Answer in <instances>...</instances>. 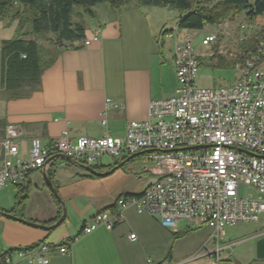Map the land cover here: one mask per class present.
<instances>
[{"label": "crops", "instance_id": "0c3cea01", "mask_svg": "<svg viewBox=\"0 0 264 264\" xmlns=\"http://www.w3.org/2000/svg\"><path fill=\"white\" fill-rule=\"evenodd\" d=\"M106 5L102 9L103 15L98 18L100 26L93 30L94 34L99 32V40L84 48H72L81 46L80 41L72 45L54 44L53 35L46 34L44 53L47 60H43L56 59L42 71L39 91H30L26 96L28 88L23 87L13 94L4 90L0 82V123L16 124L24 129L20 140L23 153L28 149L32 136H39L43 143H49L64 129L72 138L100 137L104 133L122 135L128 121L147 118L150 100L164 99L173 94L176 77L172 42H167L161 33L177 25L178 19L161 30L158 26L150 27L156 24L155 21L160 22L155 14L157 7H139L135 1L119 9ZM17 25L16 20L7 23L0 19V43L15 35ZM26 31V39L37 42L36 35L30 33V27H26ZM85 38L90 39V34L87 33ZM39 55L41 58L40 48ZM106 98L120 106L112 108L106 105ZM58 158L62 157L52 162V168ZM132 162L134 158L126 162L125 168H117L97 178L79 176L83 169L73 171L64 179L56 173L54 186L64 203L66 217L54 229L44 230L0 214V264H4L2 255L7 250L41 242L69 244L63 254L50 252L48 264L228 262L229 257L216 260L215 254L209 253L214 243L209 240L211 229L208 226L194 229L182 219L174 230H169L156 217L138 213L134 208L124 210L122 221L112 229L99 226L74 240L83 223L93 215L102 210L113 211L120 195L138 194L157 179L144 163L133 166ZM98 165L106 166L102 161ZM100 171H107V168ZM27 182L30 190L23 217L16 212L9 214L37 224L51 225L54 222L49 221L57 217L61 206L55 202L41 172L30 173L21 184ZM14 194L10 199L0 197V211L8 213L12 209ZM69 214L75 217V228L66 225ZM130 234H135V238L131 239ZM254 261L253 257L248 264ZM12 264L27 262L14 258Z\"/></svg>", "mask_w": 264, "mask_h": 264}, {"label": "built area", "instance_id": "2783aa9c", "mask_svg": "<svg viewBox=\"0 0 264 264\" xmlns=\"http://www.w3.org/2000/svg\"><path fill=\"white\" fill-rule=\"evenodd\" d=\"M248 12L246 8L241 13ZM254 28L251 23L239 25V40L253 39V45L233 54L238 76L233 84L220 87L199 86L195 80L201 59L215 56L211 47L218 34L204 35L201 45L208 50L200 55L188 30L178 25L164 30L162 37L172 42L174 92L167 98L150 100L147 118L128 121L120 136L104 133L72 138L64 129L49 143L32 136L23 153L20 140L24 129L16 124L0 126V188L19 185L32 172H47L59 155L93 167L103 156L120 162L134 154V149H144L157 179L138 194L120 195L113 211L93 215L74 240L99 226L112 229L128 208L156 217L169 230L182 219L194 229L208 226L209 240L214 243L209 253H214L216 260L230 256L220 255L225 247L219 243L226 228L259 224L255 237L264 236V37L251 36ZM98 40L99 32H95L81 42L88 46ZM221 54L217 49L216 55ZM105 103L112 108L120 106L109 98ZM129 237L134 239L135 234ZM67 248V244L41 242L20 251L7 250L2 259L4 264H12L14 258L27 264H48L50 252L63 254Z\"/></svg>", "mask_w": 264, "mask_h": 264}, {"label": "trees", "instance_id": "16d2710c", "mask_svg": "<svg viewBox=\"0 0 264 264\" xmlns=\"http://www.w3.org/2000/svg\"><path fill=\"white\" fill-rule=\"evenodd\" d=\"M132 0H0V19L7 23L17 21L15 35L0 43L1 73L0 82L4 90L13 94L26 87V96L30 91L37 90L40 85L42 71L48 62H42L39 55L38 44L34 39H26L28 32L33 35L48 34L53 35L54 44L72 45L85 39V27L81 21H72L71 15L75 5L82 6L84 11L93 15L91 6L106 2L110 7L119 9L129 4ZM136 6L146 7H168L178 13L177 25L183 30H200L205 25H213L229 19L231 16L241 13L248 8L247 17L249 19L260 16L264 13V0H134ZM261 32L257 38H263ZM253 45L244 48L249 49ZM218 66H229L220 58ZM132 160V159H131ZM129 160V162L131 161ZM120 162H113L108 165H96L94 169L100 171L103 167L107 171L125 168L126 163L116 167ZM72 164V163H71ZM116 164V165H115ZM106 172V171H103ZM109 172V173H110ZM56 171L50 167L46 172L47 178L54 186ZM86 178H97L99 176L82 170L79 175ZM14 205L8 213L16 212L23 217L25 202L28 198L30 185L27 182L22 185H14ZM55 187V186H54ZM56 189V187H55ZM52 195V193H51ZM53 196V195H52ZM57 205L58 201L53 196ZM61 215L59 208L58 215L49 222H55ZM33 246V245H32ZM69 246V244H68ZM11 250V249H10Z\"/></svg>", "mask_w": 264, "mask_h": 264}, {"label": "rangeland", "instance_id": "374dc122", "mask_svg": "<svg viewBox=\"0 0 264 264\" xmlns=\"http://www.w3.org/2000/svg\"><path fill=\"white\" fill-rule=\"evenodd\" d=\"M134 1V0H132ZM108 3H98L91 6V10L94 12L93 15L88 14L82 6L75 5L73 7V13L71 15L72 21H81L85 27V36L86 34H90L91 38L94 36L95 27H99V16L103 15V7ZM107 6V5H106ZM150 9V8H149ZM155 14L159 18V23L155 21V25H150V27L155 28L154 26L161 27H169L171 24L177 21L178 13L176 11H170L168 7H157L155 8ZM96 11V13H95ZM149 11V10H148ZM226 22L223 25V22ZM223 22H219L217 24L220 25V29L217 27V24L213 25H205L200 30H192L189 31L190 35L193 38L194 50L197 54H204L208 47H204L201 45V39L207 33H217L219 36L218 41L212 45L211 49L215 56L213 57H204L201 59V63L198 69V73L196 75V83L199 86L204 87H220L227 86L233 84L238 76V71L233 67V54L240 49L246 48L249 43L253 42V39H245L239 40L240 30L239 25L241 23H251L254 25V30L252 31L251 36L257 37L261 32L264 33V15L257 16L255 18L249 19L243 13H239L235 17H230L229 19L224 20ZM29 27V25H27ZM224 30V33L222 34ZM124 32V31H123ZM37 43L39 45L41 55V61L44 62L43 59H46V55L44 53V40L46 38V34H39L35 36ZM86 39V38H85ZM89 39V38H87ZM167 42H170L169 39H166ZM81 42V41H80ZM86 47L82 45L79 47H72L73 49H81ZM217 49L222 50V54L217 56ZM223 59L224 62L229 63V66H218L219 60ZM56 58L49 59L46 69L50 66V64L54 63ZM52 60V61H51ZM96 76V75H93ZM101 79V76H100ZM103 79V78H102ZM39 87L36 91H39ZM96 93V92H95ZM94 96V91L91 93ZM4 125V123H0ZM117 135H121V133H117ZM100 161L105 163L106 165L113 163V160L108 156H103ZM133 166H138L139 164H145L146 167L153 166L152 163L148 162L145 159L144 155H139L134 158ZM53 169L59 175L60 178H67L73 173L75 170H82L79 166L71 164L65 158H58L53 165ZM14 188L10 185L7 188H0V197L8 198L12 197ZM61 214H62V206H61ZM75 217L73 214H69L66 219V225L74 226L75 228ZM261 226L259 224L252 223H243L237 225L232 228L225 229V235L223 239L220 241L219 246L225 247L224 250L220 252V254L230 255L228 262L225 264H248L251 258H255V241L257 239L256 234L259 232ZM228 245H232L228 247Z\"/></svg>", "mask_w": 264, "mask_h": 264}, {"label": "water", "instance_id": "95a60500", "mask_svg": "<svg viewBox=\"0 0 264 264\" xmlns=\"http://www.w3.org/2000/svg\"><path fill=\"white\" fill-rule=\"evenodd\" d=\"M140 154H142V152L135 153V154H132V155L128 156L123 161H120V163L118 165H116V167L122 166L124 163L128 162L129 160H131V159H133V158H135L137 156H139ZM59 156L62 157V158H65L70 163H72V164H74L76 166H79L84 171L89 172V173H93V174H95L97 176H104V175L109 174V172H110V171H106V172L97 171L93 167H89V166H85V165H82V164L74 163L68 157H66L64 155H59ZM59 156H57V157H59ZM42 175H43V179H44L45 185L50 190V192L55 197V199L58 201L60 206H62V214L60 215V217L54 223H52L51 225H43V224H37V223H34V222L27 221V220H25L23 218L16 217V216H14L12 214H9V213H6V212L0 211V214H2L4 216H7V217H10L12 219L19 220V221H21L23 223H26V224H29V225H33L35 227L42 228L44 230H51V229H54L57 226H59L65 220L66 209H65L63 201L61 200L60 196L57 193V190L55 189V187L53 186L51 181L48 180L46 172H43ZM255 260L256 261H254L251 264H264V236L258 237L256 239V241H255Z\"/></svg>", "mask_w": 264, "mask_h": 264}, {"label": "bare ground", "instance_id": "6f19581e", "mask_svg": "<svg viewBox=\"0 0 264 264\" xmlns=\"http://www.w3.org/2000/svg\"><path fill=\"white\" fill-rule=\"evenodd\" d=\"M139 152H142V154H140V155H144V149H134V154L139 153ZM13 251H20V248L14 249Z\"/></svg>", "mask_w": 264, "mask_h": 264}]
</instances>
